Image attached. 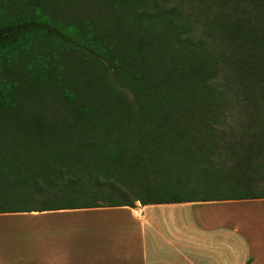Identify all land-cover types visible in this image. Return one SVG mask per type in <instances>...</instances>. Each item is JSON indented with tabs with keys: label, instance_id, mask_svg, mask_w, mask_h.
Segmentation results:
<instances>
[{
	"label": "trees",
	"instance_id": "trees-1",
	"mask_svg": "<svg viewBox=\"0 0 264 264\" xmlns=\"http://www.w3.org/2000/svg\"><path fill=\"white\" fill-rule=\"evenodd\" d=\"M259 198L264 0H0V213Z\"/></svg>",
	"mask_w": 264,
	"mask_h": 264
},
{
	"label": "crops",
	"instance_id": "crops-1",
	"mask_svg": "<svg viewBox=\"0 0 264 264\" xmlns=\"http://www.w3.org/2000/svg\"><path fill=\"white\" fill-rule=\"evenodd\" d=\"M3 217L0 264H264V198Z\"/></svg>",
	"mask_w": 264,
	"mask_h": 264
},
{
	"label": "rangeland",
	"instance_id": "rangeland-1",
	"mask_svg": "<svg viewBox=\"0 0 264 264\" xmlns=\"http://www.w3.org/2000/svg\"><path fill=\"white\" fill-rule=\"evenodd\" d=\"M230 121H232V119H229ZM199 208V207H197ZM201 208V207H200ZM6 219H10V218H7V217H3V218H0V223L3 222V220H6ZM12 219V218H11ZM195 237H200L199 235H195ZM211 260V259H210ZM211 262V261H209Z\"/></svg>",
	"mask_w": 264,
	"mask_h": 264
}]
</instances>
